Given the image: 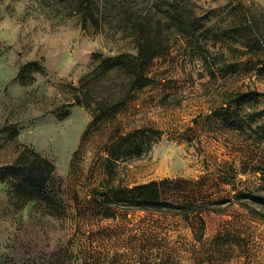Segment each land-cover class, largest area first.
Returning a JSON list of instances; mask_svg holds the SVG:
<instances>
[{
	"label": "rangeland",
	"instance_id": "1",
	"mask_svg": "<svg viewBox=\"0 0 264 264\" xmlns=\"http://www.w3.org/2000/svg\"><path fill=\"white\" fill-rule=\"evenodd\" d=\"M188 1L227 37H184L160 0H134L158 18L145 64L117 17L95 28L58 0H0V166L32 148L66 209L19 207L0 181V264H264V220L242 202L264 208L241 195L264 197V0ZM163 178L168 201L200 206L201 241L181 215L96 193Z\"/></svg>",
	"mask_w": 264,
	"mask_h": 264
},
{
	"label": "trees",
	"instance_id": "2",
	"mask_svg": "<svg viewBox=\"0 0 264 264\" xmlns=\"http://www.w3.org/2000/svg\"><path fill=\"white\" fill-rule=\"evenodd\" d=\"M66 7L78 13L82 24L89 22L93 27L100 28L101 16L108 19L111 15L117 17L118 27L129 30L137 40V54L133 60L149 63L156 55L158 47L151 43L148 45L150 32L148 26L151 20L158 19L150 7L145 10L136 8L134 0H58ZM160 4L165 8H159L166 21L173 25L177 34L184 37L197 35L203 40L221 42L227 37L231 27L221 28L212 25H205L208 19L206 14L195 15L192 8L188 6V0H160ZM159 21V20H158ZM109 22V21H108ZM239 37L244 40L243 45L250 50L258 49L262 45V40L255 32L247 30V26L238 32ZM33 64V62H29ZM95 122V118L90 126ZM13 133V132H12ZM138 143H130V148L138 149ZM105 159L107 173L113 171V154L108 151ZM54 174V165L51 161L41 156L32 148L24 146L17 153L15 159L6 165L0 166V181H10V194L12 199L22 207L29 201L37 200L43 203V211L52 216H64L66 209L63 201L48 190ZM172 180L163 178L161 180H150L146 183L128 187H100L96 193L104 198H111L118 201H129L136 208L150 209L181 215L185 220L192 221L191 232L194 239L201 241L205 230V220L202 210L198 205L186 202L168 201L163 197L165 189L174 186ZM168 187V188H167ZM170 189V188H169ZM246 199L259 204L264 208V197L252 193H244ZM250 212L258 215L264 220V212L254 209L247 202H242Z\"/></svg>",
	"mask_w": 264,
	"mask_h": 264
}]
</instances>
